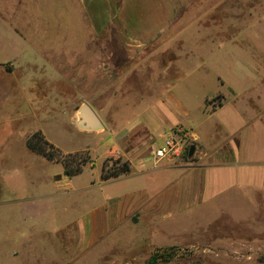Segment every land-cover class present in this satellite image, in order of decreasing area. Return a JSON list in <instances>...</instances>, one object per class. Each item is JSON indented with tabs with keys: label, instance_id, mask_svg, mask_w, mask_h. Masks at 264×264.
Returning <instances> with one entry per match:
<instances>
[{
	"label": "rangeland",
	"instance_id": "374dc122",
	"mask_svg": "<svg viewBox=\"0 0 264 264\" xmlns=\"http://www.w3.org/2000/svg\"><path fill=\"white\" fill-rule=\"evenodd\" d=\"M218 11L196 25L193 12L183 22L192 28L175 38L155 64L128 75L120 84L119 97L110 91L96 100L100 120L108 129L101 134L83 129L81 119L73 118L72 108L62 102L73 101L76 109L90 99L76 91L75 97L66 95L62 100L59 94L69 86L51 79L50 58L44 61L35 51L25 53L12 42L9 53L17 61L14 69L10 66L14 60L8 67L16 72L0 69V264H63L71 235L78 231L75 239L81 242V223L92 214L99 216L109 202L131 207L139 195L157 196L178 181L194 189L200 186L205 204L192 215L158 226L124 224L77 264H112L144 239L158 247L180 249L165 264H264V0H219ZM177 59L179 65L173 64ZM29 60L46 63L25 66ZM160 73L164 81L158 84L155 78ZM161 91L174 94L185 111L174 110L166 119L148 112ZM219 96L227 101L222 109L218 107L224 100ZM146 122L156 129L155 148L164 145L168 128L177 124L192 128V133L182 127L171 133L185 149L176 158L178 165H196L201 150L197 146L211 153L224 143L222 152L231 165L208 167L193 177L170 170L103 183V163L112 168L126 161L116 154L123 150V136ZM37 131L63 153L88 151L92 163L82 174L66 177L61 164L27 147V138ZM193 146L196 150L190 157ZM133 150L126 155L136 169L142 157ZM110 151L114 154L106 158ZM172 193V201L184 196L176 189ZM42 247L55 257L37 263L35 250Z\"/></svg>",
	"mask_w": 264,
	"mask_h": 264
},
{
	"label": "crops",
	"instance_id": "0c3cea01",
	"mask_svg": "<svg viewBox=\"0 0 264 264\" xmlns=\"http://www.w3.org/2000/svg\"><path fill=\"white\" fill-rule=\"evenodd\" d=\"M218 1L0 0V69L2 67L3 72L7 74L16 72V70L11 72L10 69V66L13 69L16 67L17 61L9 53L12 42L18 43L25 53L35 51L34 54L42 57L44 61L50 58L53 69L50 73L51 79L58 83L66 82L69 86L67 92L62 91L59 94L60 98L63 100L66 95L75 97L74 92L78 91L81 98L90 99L84 100V103L92 108L100 120V108L96 107V100L110 91H114V96L119 97V94H122L120 84L128 75L135 73L142 66L155 64L163 52L169 51L170 43L175 38L182 36L192 28V25L183 24L188 16L194 12L195 16L192 21L195 25L208 16L215 17V13L219 12ZM205 3H207L206 6H204ZM223 29L219 27V30ZM38 51L47 52L39 54ZM11 60H14V64L8 67ZM43 60L41 63L29 60L25 66L33 64L43 66L46 63ZM176 63L179 65L178 59L173 62V64ZM163 75L164 73H160L155 78V82L161 84L164 81L161 78ZM161 92L148 112L152 110L155 116L166 119L167 115L174 110L185 111L184 104L174 94ZM219 97L224 100V104L218 107L222 109L227 101L224 96ZM62 102L64 106L68 105L72 108L73 118L81 119V107L75 109L73 101ZM100 122L102 129L86 131L91 134L106 132L108 130L106 125L101 120ZM108 126L115 128L109 124ZM181 127L192 133V128L177 124L167 130L164 129L167 138L173 135L171 133L174 130L178 128L182 130ZM155 133L156 129L152 128L151 123L146 122L137 124L131 132L123 136L120 142L123 144V150L116 154L130 163L132 172L119 179L170 170L181 173V177L185 175L193 177L195 174L198 176L203 174L205 168L230 164V159L222 152L225 143L217 148L218 150L211 152L215 154H212L211 159V153L197 146L201 148L198 163L189 168L185 165H178L176 159L156 163ZM133 149H138L137 156L142 157L141 166L136 168L138 170L134 167L133 159L126 155V152L134 151ZM113 154L110 151L106 158ZM151 163L152 168L150 169L148 166ZM177 183L174 187L168 185L159 191L157 196L153 194L145 198V195H139V201L131 207L126 208L123 203L109 202L105 205L103 214L101 212L99 216L92 214L91 220L88 219L81 223L84 227L82 241L76 242L75 236L78 231L71 235L72 238L68 244L71 249L66 250L63 264H77L79 260L87 259L100 244L112 239L124 224L135 228L143 224L158 226L169 223L178 216H186L188 213L192 215V210L205 204L200 186L194 189L192 186H184L183 182L178 181ZM175 189L180 194L184 193L178 201H172L173 198H171ZM152 248L167 247L155 246L144 239L143 243L135 246L120 260H114L112 264H146L148 253ZM35 251L38 254L37 263L41 259L44 261L46 260L44 258L53 259L55 257L53 252H47L44 247ZM16 254L19 255V253Z\"/></svg>",
	"mask_w": 264,
	"mask_h": 264
},
{
	"label": "trees",
	"instance_id": "16d2710c",
	"mask_svg": "<svg viewBox=\"0 0 264 264\" xmlns=\"http://www.w3.org/2000/svg\"><path fill=\"white\" fill-rule=\"evenodd\" d=\"M27 147L35 154L41 156L49 162L61 164L64 169V175L68 178L76 177L83 173L84 168L92 163L88 151L77 153H63L54 144L49 142L42 131H37L27 138ZM132 172L131 165L128 161H120L112 168H108L104 162L101 169V180L108 182L128 176ZM176 247L156 248L151 253L146 264H165L172 261L175 257Z\"/></svg>",
	"mask_w": 264,
	"mask_h": 264
},
{
	"label": "built area",
	"instance_id": "2783aa9c",
	"mask_svg": "<svg viewBox=\"0 0 264 264\" xmlns=\"http://www.w3.org/2000/svg\"><path fill=\"white\" fill-rule=\"evenodd\" d=\"M184 150L181 140L178 139L177 135L173 134L165 140L161 148L156 149L154 153L156 163L164 159L173 160L179 158L184 153Z\"/></svg>",
	"mask_w": 264,
	"mask_h": 264
},
{
	"label": "water",
	"instance_id": "95a60500",
	"mask_svg": "<svg viewBox=\"0 0 264 264\" xmlns=\"http://www.w3.org/2000/svg\"><path fill=\"white\" fill-rule=\"evenodd\" d=\"M80 126L85 130H99L102 129V124L98 119L96 113L92 110V108L85 104L80 109ZM196 148L193 146L190 149L189 156H193Z\"/></svg>",
	"mask_w": 264,
	"mask_h": 264
}]
</instances>
